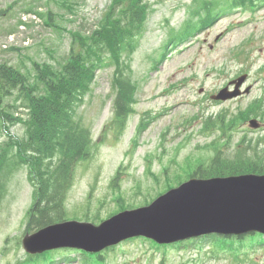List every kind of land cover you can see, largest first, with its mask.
<instances>
[{
  "label": "rangeland",
  "instance_id": "rangeland-1",
  "mask_svg": "<svg viewBox=\"0 0 264 264\" xmlns=\"http://www.w3.org/2000/svg\"><path fill=\"white\" fill-rule=\"evenodd\" d=\"M111 1L0 0V13H8L0 16V63L18 68L31 84L40 86L35 77L37 66L46 64L59 70L60 65L68 62L71 38L66 30L90 33L110 9ZM118 2L115 9H118ZM148 2L150 11L144 32L131 56L132 86L137 91L134 96L133 91L129 97L125 94L123 99L133 100V111L125 129L117 133L112 122L117 113L112 87L118 68L114 64L97 71L90 89L72 110L74 124L89 133L92 144L88 146V160L75 166L73 182L63 199V212L56 223H100L125 211V207H142L146 201H153L169 188L189 180L200 166L207 167L218 150L235 146L244 136L245 143L250 140L264 147V130L249 128L251 120L259 123L261 119L264 124V114L258 115L264 111L257 109L264 98V6L250 5L246 12L231 8L192 36L197 29L194 25H199L201 20L197 17L187 19L193 13L199 15V11L211 10L208 7L212 0H206L205 4L198 0ZM226 5L227 0H220L221 8ZM71 6L75 10L73 15ZM48 11L53 13L49 21ZM38 12L42 23L31 24L27 30L18 32L17 25L23 14ZM217 12L221 13L219 9ZM71 18L73 22H70ZM173 30H183L185 36L166 51L164 45ZM25 39L26 42L21 41ZM164 52L167 56L162 60ZM242 76L248 78L241 90L250 88V93L222 103L210 100V95L217 94L229 81ZM118 85L122 86L121 82ZM41 91L44 92L43 87ZM9 94L4 98L0 112L26 118L27 113L21 107L24 98L20 99L15 90ZM74 102L75 98L69 105L63 103L62 111ZM247 108L250 111L245 114ZM225 110L229 117L222 124ZM218 113V118L208 125L210 130L202 131L204 119ZM146 117L150 118V123L143 132L138 131V124ZM7 125L10 124L0 116V146L3 147L13 144L9 143ZM9 132L22 139L25 126L22 123L10 125ZM222 133L225 138L229 134L231 141L218 144L217 136ZM43 136L46 137V133ZM9 148L0 150V159ZM260 150L264 152V149ZM19 151L34 159L22 149ZM57 158H48L42 164L46 180H49ZM6 161L10 168L0 172V264H27L28 261L35 264L39 258L44 264L61 261L65 264H264V260L260 261L264 255V238L233 251L213 247L204 238L161 247L148 240L134 243L131 239L102 251L104 260L96 255L84 256L76 250L66 251L67 246L51 248L55 243L51 239L44 241L49 245L45 249L41 243L30 241L28 254L22 248L21 239L35 229L28 223V217L36 189L28 179L27 164L21 165L11 158ZM118 170H121L119 178L112 184ZM32 179L34 183V177ZM40 186L42 188L44 183L40 182ZM77 230L66 227L59 233L66 242L70 238L82 240L83 236ZM36 244L38 247L32 249ZM227 256L233 259L228 260Z\"/></svg>",
  "mask_w": 264,
  "mask_h": 264
},
{
  "label": "trees",
  "instance_id": "trees-1",
  "mask_svg": "<svg viewBox=\"0 0 264 264\" xmlns=\"http://www.w3.org/2000/svg\"><path fill=\"white\" fill-rule=\"evenodd\" d=\"M230 1L234 0L227 2ZM208 8L211 10L206 11L199 26L206 24L207 12L211 13L214 10V4ZM146 12L142 0H124L117 17H108L105 24L100 29L92 31L89 36L70 31L72 40L67 64L60 65L59 70L37 66L38 72L35 77L40 86L31 84L29 78L18 68L8 63L0 64V106L9 91L13 90L20 94L18 95L20 99L25 100L22 105L27 111L26 120L14 118L12 114L11 117L7 116L9 113L3 110L0 112L4 122L10 124L20 122L25 126V136L19 139L18 143H14L17 140L12 139L13 144L0 146V150L16 146L17 152L30 162L32 173L37 180L36 201L29 210L30 225L36 228L43 227L61 217L63 199L66 197L76 163L87 155L88 134L74 124V118L68 109L62 111V104L67 102L69 105L75 97L77 98L81 86L91 82L88 71L99 60L109 57L120 64L122 52L136 37V32L142 29ZM41 87L44 92L41 91ZM129 93V91L126 93V97ZM221 123H224V120ZM49 124L51 126L47 128ZM5 130L10 138L9 128L6 127ZM44 133L46 137L43 136ZM243 143H241L243 148L237 149L234 156H226L223 154L224 150H219L210 167L199 168L198 175L212 177L243 173L264 174V152L260 150L262 147L258 144ZM19 148L33 156L35 160L22 154ZM8 156L9 151L5 149L0 159V170ZM53 157L58 158L51 169L49 180H46L42 164ZM40 182L44 183L42 187L44 194ZM229 239L240 240L242 237Z\"/></svg>",
  "mask_w": 264,
  "mask_h": 264
},
{
  "label": "water",
  "instance_id": "water-1",
  "mask_svg": "<svg viewBox=\"0 0 264 264\" xmlns=\"http://www.w3.org/2000/svg\"><path fill=\"white\" fill-rule=\"evenodd\" d=\"M234 95L223 91L218 98L225 100ZM70 226L78 228L83 241L73 238L64 241L59 230ZM247 230L264 232V177L191 180L147 209L120 214L98 227L78 223L48 227L26 237L24 247L30 252L29 242L37 241L45 249L49 245L44 241L53 239L51 248L67 246L100 251L138 235L169 243L209 232L239 234ZM37 247L38 244L32 249Z\"/></svg>",
  "mask_w": 264,
  "mask_h": 264
},
{
  "label": "bare ground",
  "instance_id": "bare-ground-1",
  "mask_svg": "<svg viewBox=\"0 0 264 264\" xmlns=\"http://www.w3.org/2000/svg\"><path fill=\"white\" fill-rule=\"evenodd\" d=\"M207 14H208V18L206 19V24H205V26H210L211 24H212V22H213V20L215 19V18H217L219 15H221V13H219V12H217V9H214L211 13L210 12H207ZM190 22V21H189ZM200 28H197L195 31H193L192 32V36H194L195 35V32L196 31H198ZM191 36V37H192ZM190 37V38H191ZM187 38V37H186ZM183 40V39H182ZM251 121H253V122H256L255 120H251ZM27 237H31V233H26L25 234Z\"/></svg>",
  "mask_w": 264,
  "mask_h": 264
}]
</instances>
